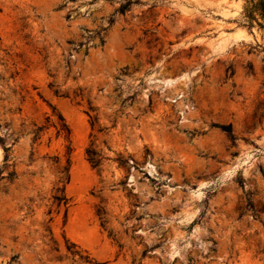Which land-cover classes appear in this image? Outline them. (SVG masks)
<instances>
[{"label":"rangeland","instance_id":"1","mask_svg":"<svg viewBox=\"0 0 264 264\" xmlns=\"http://www.w3.org/2000/svg\"><path fill=\"white\" fill-rule=\"evenodd\" d=\"M241 8L0 0V264H264V39Z\"/></svg>","mask_w":264,"mask_h":264},{"label":"trees","instance_id":"2","mask_svg":"<svg viewBox=\"0 0 264 264\" xmlns=\"http://www.w3.org/2000/svg\"><path fill=\"white\" fill-rule=\"evenodd\" d=\"M129 5V2L123 4L120 6L119 11L124 12ZM241 18L242 20L240 21V25L247 28L250 33H253V29H256L258 32H261V37L264 39V0H242V8H241ZM252 49H254L257 54L260 55L261 59L264 61V42L263 43H258L256 46H254ZM248 69L249 71H253V66L252 64H248ZM227 74L231 76L233 74V70L231 66H228L227 69ZM55 93H58L57 90H55ZM58 121L57 123L54 124L56 128V133L57 135H64L65 138H69L70 136V129L67 125V123L64 121V118L61 115H58ZM96 120V117H90V124L93 127V124ZM230 138L231 141H234V136L232 134L231 126L230 124L228 125H220L219 126ZM42 127H38L37 131H41ZM35 131L34 137L35 139L38 138V133ZM9 150L10 146L4 147V157H3V162L4 165L7 162L9 158ZM86 155L88 161L94 166L97 167L100 165L101 162V155L99 152L94 150L93 148H87L86 149ZM69 165L70 161L67 159L66 164L62 167L61 173L63 174V179L65 181H68L69 175ZM15 173L13 171H9L7 173V178L11 179L13 178ZM3 178L1 176V170H0V179ZM55 204L57 207L60 206H67L68 203V198L66 197L64 193V187L57 188L56 193L52 196ZM98 212H100L98 210ZM66 213V210H65ZM74 244H71V248L74 247ZM68 250H70L69 246L67 247ZM72 254H79L78 250H71ZM84 261L91 263L90 259L88 256H80Z\"/></svg>","mask_w":264,"mask_h":264}]
</instances>
